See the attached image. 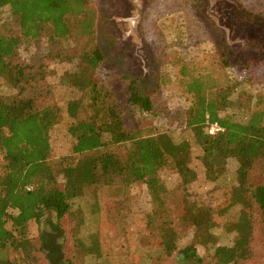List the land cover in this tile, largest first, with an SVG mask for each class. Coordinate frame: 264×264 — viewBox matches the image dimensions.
Masks as SVG:
<instances>
[{
    "label": "trees",
    "instance_id": "obj_1",
    "mask_svg": "<svg viewBox=\"0 0 264 264\" xmlns=\"http://www.w3.org/2000/svg\"><path fill=\"white\" fill-rule=\"evenodd\" d=\"M233 2L241 18L259 34L239 45L237 54L225 37L218 36V26L207 28L196 5H189L191 9H185V39L198 47L210 38L212 48L206 64H180L175 77L190 103L172 109L163 95L168 78L160 70L163 64L171 63L167 43L158 46L155 71L148 79L110 60L92 0H0V78L14 90L10 95L0 93V151L4 158L0 176V264H13L6 255L11 248L24 254L27 261L37 262L42 256L48 264H72L66 258V241L60 240L64 232L58 225L52 232L40 231L39 243L28 237L27 228L31 221L39 223L46 210L55 212L58 219L69 214L74 199L83 196L81 184L126 187L144 182L154 204L149 221L156 223L148 226V235L157 238L167 230L168 236L160 238L158 246L168 255L176 247L178 232L173 220L178 221L179 210L188 215L200 238L214 244L215 237L209 230L217 225L215 220H206L204 213L189 217L191 212L187 213L182 203L172 208L162 196L166 192L158 175L162 168L175 169L184 185L198 178L190 165L191 145L187 140H172L173 127L202 135L201 159L209 180L222 178L229 160L237 164L235 181L227 186L218 208V215L224 217L240 207L237 220L226 225L228 231L235 232V238L232 245L215 248L214 263L232 264L261 256L256 230H264V184H253L251 171L264 159V0ZM45 32L52 41L73 42L71 49L65 48L55 57L61 62H75L60 81L79 92L66 108L73 120L69 126L74 140L72 151L56 164L50 160V132L64 115L50 97L48 77L52 70L48 60L24 62L20 57L23 42L40 39ZM109 62L112 70L107 67ZM12 69L19 71L20 78L13 77ZM244 85L260 87L258 94L241 89L234 99ZM136 111L166 117L168 127L144 133L128 126L127 120ZM213 123L223 131L210 134ZM160 138L169 141L163 143ZM250 140L255 146L252 154ZM113 146H124L126 152L112 150ZM11 209L17 213L11 214ZM9 220L14 224L11 229L7 227ZM78 241L86 253L94 252L96 238L89 243L81 238ZM181 254L185 260L203 261L193 246L183 248Z\"/></svg>",
    "mask_w": 264,
    "mask_h": 264
},
{
    "label": "rangeland",
    "instance_id": "obj_2",
    "mask_svg": "<svg viewBox=\"0 0 264 264\" xmlns=\"http://www.w3.org/2000/svg\"><path fill=\"white\" fill-rule=\"evenodd\" d=\"M189 5H196L197 14L205 20L207 28H211L212 24L218 26L221 30L218 36L225 37L237 54L241 51L239 45L247 43L259 34L241 18L233 0H92L101 27L100 35L107 45L110 60L115 61L117 66L124 67L133 75L151 77L155 71L158 46L167 43L172 56L171 63L163 64L160 70L168 78L163 95L172 109L190 103L186 94L180 90L175 77L180 64L183 61L190 62L192 67L206 64L210 60L207 53L212 48V41L208 36L203 35L208 40L205 39L198 47H194L192 41L185 39L187 33L185 9H191ZM72 43L68 40L52 41L45 32L40 39L25 40L20 50L22 61L48 60L52 70L48 77L50 97L61 106L64 115L61 122L50 132L52 148L50 160L53 164L71 153L74 141L69 133V126L73 120L66 113V108L71 99L79 96V92L62 84L60 79L63 73L75 67V62H61L55 57L65 48L71 49ZM109 66L110 62L107 67L112 70ZM11 74L14 78H20L17 69H12ZM220 77L222 78L221 73ZM220 77L218 76L219 80ZM241 89L257 95L260 87L241 86L234 94V99ZM13 92L6 81L0 78V93L10 95ZM127 125L142 129L144 133H155L168 127L166 117L158 118L138 111L130 116ZM171 135L172 140L177 142L187 140L190 143L192 151L190 165L197 172L198 178L193 183L184 185L175 169L162 168L158 172L166 189L162 196L172 208L182 203L187 213L191 212L189 217L191 214L198 216L204 213L206 220H215L217 225L209 230L215 237L214 244L207 242L205 237L200 238L195 225L188 220V215L184 216L179 210L178 221L173 220L178 232L176 247L168 255L162 246H158V241L160 238H166L168 231L160 232L157 238L148 235V226L154 227L156 223L149 221L154 204L144 182L126 187L81 184L83 196L74 199L72 211L58 219L55 212L46 210L39 223L31 221L28 224V237L39 243L40 231L52 232L54 226L58 225L64 232L60 240L66 241V258L72 264H198L194 260H185L182 257L181 250L187 246L196 248L197 253L203 258L200 264H215L212 259L215 248L232 245L235 238V232L228 231L226 225L237 220L240 207L231 209L224 217L218 215V208L224 202L227 186L235 181L234 172L237 164L229 160L225 175L217 181H211L206 177V169L201 159L202 135H196L190 129L176 127L171 130ZM160 139L163 143L169 141V138ZM248 146L249 154H252L255 150L254 141L250 140ZM111 149L126 152L124 146L119 148L113 146ZM3 161V154L0 151V176ZM251 182L264 184V159L257 161L251 171ZM194 208L198 209L192 210ZM10 213L16 214L17 210L11 209ZM172 217L174 218L173 210ZM13 225V221L9 220L7 227L11 229ZM256 235L259 244L262 245L261 256L255 259L244 258L232 264H264V230L259 228ZM92 237L97 239L94 242V252L86 253L80 247L78 238L89 243ZM6 255L13 264H48L42 256L38 257L37 262L27 261L24 254L16 252L14 248Z\"/></svg>",
    "mask_w": 264,
    "mask_h": 264
},
{
    "label": "built area",
    "instance_id": "obj_3",
    "mask_svg": "<svg viewBox=\"0 0 264 264\" xmlns=\"http://www.w3.org/2000/svg\"><path fill=\"white\" fill-rule=\"evenodd\" d=\"M208 130L210 134H215L219 131H223V128L218 123H213L210 125Z\"/></svg>",
    "mask_w": 264,
    "mask_h": 264
}]
</instances>
